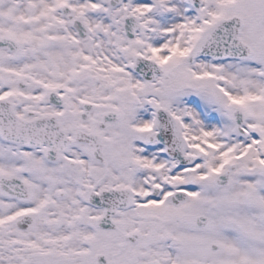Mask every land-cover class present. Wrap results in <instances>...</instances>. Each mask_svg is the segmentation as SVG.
Wrapping results in <instances>:
<instances>
[{"label":"snow or ice","instance_id":"1","mask_svg":"<svg viewBox=\"0 0 264 264\" xmlns=\"http://www.w3.org/2000/svg\"><path fill=\"white\" fill-rule=\"evenodd\" d=\"M0 264H264V0H0Z\"/></svg>","mask_w":264,"mask_h":264}]
</instances>
